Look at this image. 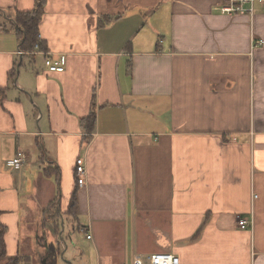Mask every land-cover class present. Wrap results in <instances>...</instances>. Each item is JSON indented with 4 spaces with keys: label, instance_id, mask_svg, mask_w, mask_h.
Listing matches in <instances>:
<instances>
[{
    "label": "crops",
    "instance_id": "obj_1",
    "mask_svg": "<svg viewBox=\"0 0 264 264\" xmlns=\"http://www.w3.org/2000/svg\"><path fill=\"white\" fill-rule=\"evenodd\" d=\"M35 2L0 0L8 257L49 263L48 245L64 236L43 226L44 210L57 201L63 221L76 191L71 217L85 237L70 222L56 264L161 251L181 264H264V5L229 15L223 0H47L40 36L68 57L50 72L46 54L18 53L12 29L15 10ZM19 153L22 166H8ZM239 214L253 224L241 229Z\"/></svg>",
    "mask_w": 264,
    "mask_h": 264
},
{
    "label": "trees",
    "instance_id": "obj_2",
    "mask_svg": "<svg viewBox=\"0 0 264 264\" xmlns=\"http://www.w3.org/2000/svg\"><path fill=\"white\" fill-rule=\"evenodd\" d=\"M46 1L47 0H36L35 7L32 10L22 11L16 9L14 12V23L12 25V29L20 39L19 48L25 52L35 51L36 46L43 51L47 50V42L40 36V23L43 15L45 14ZM3 29L6 30L7 27H4ZM0 92H3V90H0ZM82 124L89 133L92 132L96 124V112L92 110L89 115L82 120ZM75 176L77 179L76 171ZM56 208H58L57 201L51 202L44 210V218L42 222L44 223V226L47 222H51L53 224L55 234L58 235L61 231L62 223V221H60V216H63V214L61 211H57ZM67 212L73 217L77 216L78 199L76 191L71 197ZM5 232L6 227L2 226L0 231V263L3 260H6L1 264H21L26 260V257L20 255L8 257ZM61 242L59 239L57 242L50 243L48 245L46 255L50 264H56L58 257L60 256L62 251Z\"/></svg>",
    "mask_w": 264,
    "mask_h": 264
},
{
    "label": "built area",
    "instance_id": "obj_3",
    "mask_svg": "<svg viewBox=\"0 0 264 264\" xmlns=\"http://www.w3.org/2000/svg\"><path fill=\"white\" fill-rule=\"evenodd\" d=\"M222 12L229 15H235L238 13H251L253 11V4L256 2L264 4V0H223ZM259 44H263V41H259ZM37 52H42L46 54V66L50 72H64L67 68L68 57L66 54H61L58 56H53L48 51L41 50L36 46V50L33 52H25L19 48L18 53L22 54H35ZM24 162V154L19 153L17 157L7 161V165L14 167L16 169L20 168ZM75 171L77 174V184L83 186L87 183L86 173L87 169L85 166L84 159H77L75 165ZM237 223L241 229H246L253 224L252 217H244L242 215H237ZM92 235L87 234V238H91ZM133 264H181L180 257L172 252L161 251L156 252L148 256L138 255L135 257Z\"/></svg>",
    "mask_w": 264,
    "mask_h": 264
},
{
    "label": "rangeland",
    "instance_id": "obj_4",
    "mask_svg": "<svg viewBox=\"0 0 264 264\" xmlns=\"http://www.w3.org/2000/svg\"><path fill=\"white\" fill-rule=\"evenodd\" d=\"M256 3H259V2H256ZM256 3H254L253 4V6L256 4ZM264 5V4H263ZM63 227H64V229H62V225H61V231H62V233H63V236L64 237H62L63 238V240H65L66 242H68V240L66 239V236H68V232H69V229H68V227H69V223L70 222H72V223H74L75 221H74V219H72V217L71 216H68L67 214H65V216H64V219H63ZM76 223V226H75V228H74V233H76L77 234V236L79 237V239H82V237H85V234L83 233V231H84V229H79V226H78V222H75ZM43 226H44V223H43ZM60 231V232H61ZM85 232V231H84ZM61 236L62 235H60L59 237L61 238ZM60 238H57V240H59ZM61 238V239H62ZM65 238V239H64ZM41 239H43V237H41ZM37 263H39L40 264V260L38 259V260H36V261H34V262H32V263H29V262H23L22 264H37Z\"/></svg>",
    "mask_w": 264,
    "mask_h": 264
},
{
    "label": "water",
    "instance_id": "obj_5",
    "mask_svg": "<svg viewBox=\"0 0 264 264\" xmlns=\"http://www.w3.org/2000/svg\"><path fill=\"white\" fill-rule=\"evenodd\" d=\"M63 222H64V221H62V226H63ZM62 241L64 242V244H66V241H65V240L62 239ZM45 261H46V260H45ZM44 264H49V263L44 262Z\"/></svg>",
    "mask_w": 264,
    "mask_h": 264
}]
</instances>
